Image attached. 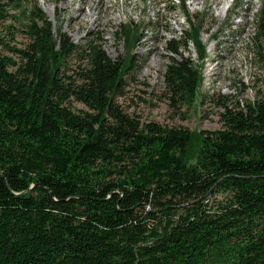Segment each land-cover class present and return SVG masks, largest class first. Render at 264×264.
Segmentation results:
<instances>
[{
	"label": "trees",
	"instance_id": "1",
	"mask_svg": "<svg viewBox=\"0 0 264 264\" xmlns=\"http://www.w3.org/2000/svg\"><path fill=\"white\" fill-rule=\"evenodd\" d=\"M24 1L0 0V22ZM180 5L190 29L167 41L164 83L191 106L201 69L188 45L204 47ZM29 18L21 61L0 54V264H264V99L223 103L215 131L141 122L116 102L137 68V25L120 26L128 51L112 59L100 37L54 31L35 0ZM253 28L262 58L264 4ZM78 51L87 64L72 80ZM214 192L228 198L211 210Z\"/></svg>",
	"mask_w": 264,
	"mask_h": 264
},
{
	"label": "rangeland",
	"instance_id": "2",
	"mask_svg": "<svg viewBox=\"0 0 264 264\" xmlns=\"http://www.w3.org/2000/svg\"><path fill=\"white\" fill-rule=\"evenodd\" d=\"M32 1H24L20 7L7 5L9 15L0 22V54L17 63L21 61L17 50L26 49L31 41L29 11ZM35 1L51 21L54 31L61 27L76 44L100 37L105 52L112 59L121 58L128 51L120 26L132 23L140 28L141 39L132 51L138 61L137 68L127 77L126 86L116 102L141 122L153 121L195 132L215 131L223 126V103L238 110L248 102L264 99V48L260 58L252 41L253 16L264 0H185L189 16L201 20L198 38L204 47L200 56L195 44L188 45L193 63L201 69V83L191 106L172 104L164 83L171 56L167 41L183 39L190 29L180 0ZM81 1L87 2L92 10L87 21L77 25L73 23L74 10ZM100 2L104 6L99 7ZM95 18L101 23L99 26L91 25ZM87 58V52L83 51L69 57L65 65L67 76L75 80V72L86 66ZM71 106L75 112L87 110L78 102L72 101ZM227 198L225 192H214L205 196L203 202L215 210Z\"/></svg>",
	"mask_w": 264,
	"mask_h": 264
},
{
	"label": "bare ground",
	"instance_id": "3",
	"mask_svg": "<svg viewBox=\"0 0 264 264\" xmlns=\"http://www.w3.org/2000/svg\"><path fill=\"white\" fill-rule=\"evenodd\" d=\"M194 2L196 0H193ZM104 6L103 2H100L99 7ZM131 9H135V5L131 7ZM92 7L88 5L87 2L81 1L78 6L75 8V20L73 21L74 24L81 25V22L87 21L86 18L90 17V12ZM101 23L99 22L98 18H95L91 21V25L99 26Z\"/></svg>",
	"mask_w": 264,
	"mask_h": 264
}]
</instances>
